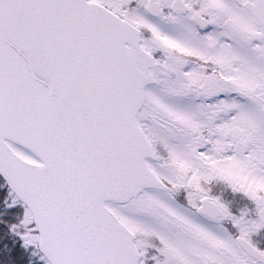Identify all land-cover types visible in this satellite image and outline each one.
Wrapping results in <instances>:
<instances>
[{
    "label": "snow or ice",
    "instance_id": "6c2138e0",
    "mask_svg": "<svg viewBox=\"0 0 264 264\" xmlns=\"http://www.w3.org/2000/svg\"><path fill=\"white\" fill-rule=\"evenodd\" d=\"M0 264H264V0H0Z\"/></svg>",
    "mask_w": 264,
    "mask_h": 264
}]
</instances>
